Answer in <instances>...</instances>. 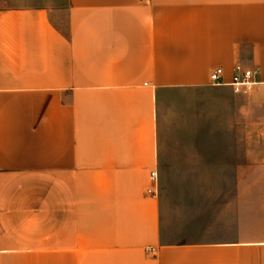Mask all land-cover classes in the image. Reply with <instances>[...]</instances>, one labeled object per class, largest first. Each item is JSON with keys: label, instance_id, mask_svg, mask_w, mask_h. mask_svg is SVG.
Returning a JSON list of instances; mask_svg holds the SVG:
<instances>
[{"label": "crops", "instance_id": "1", "mask_svg": "<svg viewBox=\"0 0 264 264\" xmlns=\"http://www.w3.org/2000/svg\"><path fill=\"white\" fill-rule=\"evenodd\" d=\"M65 13L63 30L46 5L0 7V264H264V216L232 202L207 237L163 242L159 195L164 167L244 177L231 133L264 125V0H65ZM237 63L255 84H210ZM182 92L209 93L224 123L171 142L166 97Z\"/></svg>", "mask_w": 264, "mask_h": 264}, {"label": "rangeland", "instance_id": "2", "mask_svg": "<svg viewBox=\"0 0 264 264\" xmlns=\"http://www.w3.org/2000/svg\"><path fill=\"white\" fill-rule=\"evenodd\" d=\"M20 5H46L54 24L66 28L65 0H0L1 8ZM208 95L190 92L167 95L165 107L171 142H192L198 138L199 130L203 132L224 123L223 111L208 106L211 103ZM232 130L235 150L232 162L239 166L243 178H230L231 168L222 163L218 164L219 171L229 178L205 179L216 165L197 163L162 168L159 195L167 220V227L161 233L163 242L207 237L213 230L215 212L224 211L225 205L232 202L247 207L256 217L264 216V125L245 130L237 123Z\"/></svg>", "mask_w": 264, "mask_h": 264}, {"label": "built area", "instance_id": "3", "mask_svg": "<svg viewBox=\"0 0 264 264\" xmlns=\"http://www.w3.org/2000/svg\"><path fill=\"white\" fill-rule=\"evenodd\" d=\"M258 69L243 67L242 64L237 63L234 65L233 73L231 80L228 83H225L222 78L223 71L220 67L212 68L209 72L208 79H210V84L212 85H223L229 84L234 91H239L241 88L251 86L256 83L254 76L257 75ZM156 172L151 171L149 174V179L153 184L152 187H149L146 192L150 195L155 194L154 187L156 184ZM149 252L154 253V249L148 248Z\"/></svg>", "mask_w": 264, "mask_h": 264}]
</instances>
